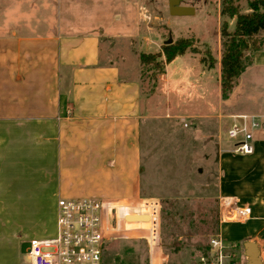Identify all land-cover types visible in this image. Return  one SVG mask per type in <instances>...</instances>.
Listing matches in <instances>:
<instances>
[{"label": "crops", "instance_id": "crops-1", "mask_svg": "<svg viewBox=\"0 0 264 264\" xmlns=\"http://www.w3.org/2000/svg\"><path fill=\"white\" fill-rule=\"evenodd\" d=\"M109 7L111 0H0V264H12L2 253L1 230L7 224L2 223L1 213L28 210V196H35L38 203L40 195H50L53 232L59 197L143 198L146 116L139 70L128 64L123 68L109 44L120 34L113 27L127 21L130 11L123 10L110 20ZM103 41H108L105 52ZM249 67L264 68V46L252 53L242 73ZM18 128L32 133L20 139L25 142L19 146ZM33 132H40V140ZM254 147V153L240 155L264 169V141H254ZM17 164L38 165L42 180L51 175V189L43 193L42 187H18ZM252 199L243 208L251 209L248 220L227 221L219 228L227 241L240 244L243 264L248 262L245 241L257 242L261 260L264 257V240L259 238L264 236V198ZM132 222L138 221L127 223ZM112 226L114 234L107 245L118 234L122 240L137 238L126 225L121 228L116 217ZM51 233L50 229L19 233V253L13 264L23 262L22 241L51 237ZM145 234L144 227L139 238L146 242L147 264H164L161 246L151 257Z\"/></svg>", "mask_w": 264, "mask_h": 264}, {"label": "rangeland", "instance_id": "rangeland-1", "mask_svg": "<svg viewBox=\"0 0 264 264\" xmlns=\"http://www.w3.org/2000/svg\"><path fill=\"white\" fill-rule=\"evenodd\" d=\"M249 1L234 0L242 12L249 11ZM111 4L110 20L123 10L130 11L127 21L123 20L126 23L117 22L113 27L120 34L109 44L114 47L112 55L123 68L128 64L131 69L136 65L139 70L136 74L141 80L146 116L142 125V197L154 198L161 203L159 236L164 264H198L202 256L210 257V239L216 234L212 225L220 228L222 198L239 197L238 211L243 212L242 220H248L252 214L251 209H243L249 207L246 201L254 197L264 198V169L235 153L236 139L228 134L236 116L229 114L247 113L250 127L251 117L259 121L258 126L251 127L254 141L263 143L264 68H247L236 79L229 96H222V23L227 19L228 29L231 31L235 27V17L221 15L222 0H181V4L195 8V12L189 15L171 14L169 0H111ZM170 38L172 43L189 38L193 45L183 55L165 63L164 72H157L152 64H140L141 52L154 53L157 59L164 61L163 45ZM257 38L262 48L264 31ZM102 47L105 52L108 41H103ZM207 50L216 62L206 70V66L201 65L200 56ZM251 57L252 51L249 50L246 61L250 62ZM26 134L32 135L18 128V146ZM33 135L40 140V132H33ZM19 152L18 147V157ZM262 152L264 156V149ZM39 169L34 164L26 167L17 164L18 187H42L43 193H47L53 180L50 174L48 179L46 175L42 180ZM49 196L40 195L38 203L35 196H28V205L25 206L28 210L1 213L2 223L7 224L1 230L2 240L5 239L2 253L8 263L13 264L18 257L19 233L26 235L50 229V236L55 235L52 231L55 212ZM166 199L176 201L172 208L175 218L173 224L169 222L163 226V211L168 209ZM119 220L121 228L126 225L137 238L135 241L122 240L121 234L115 236L106 245L107 264H147L146 242L139 237L148 222L128 224V221L137 220L124 221L120 217ZM175 231L180 234H173ZM174 238L179 242L177 247L172 246ZM259 238L264 240V236ZM198 243L206 245L205 252L198 248ZM28 245L26 240L20 244L23 261L27 258Z\"/></svg>", "mask_w": 264, "mask_h": 264}, {"label": "built area", "instance_id": "built-area-1", "mask_svg": "<svg viewBox=\"0 0 264 264\" xmlns=\"http://www.w3.org/2000/svg\"><path fill=\"white\" fill-rule=\"evenodd\" d=\"M248 115H237L228 129L236 139L234 152L242 155L254 153V133L251 127L259 125L254 116L251 127ZM161 203L154 198L115 201L94 197H59L57 201L56 232L53 237L29 240L27 258L21 264H107L105 251L107 241L114 234V217L126 220L129 214L147 215L145 227L151 257L160 249L159 213ZM238 199L224 196L221 200L220 223L241 221ZM119 215V216H118ZM118 216V218H117ZM118 224V222H117ZM43 248H51L44 251ZM240 244L227 241L219 231L210 239V257L202 256L198 264H243ZM264 264V257H262Z\"/></svg>", "mask_w": 264, "mask_h": 264}, {"label": "trees", "instance_id": "trees-1", "mask_svg": "<svg viewBox=\"0 0 264 264\" xmlns=\"http://www.w3.org/2000/svg\"><path fill=\"white\" fill-rule=\"evenodd\" d=\"M249 11L242 12L239 5L234 0H222L221 15L227 18L235 17V27L228 29L227 19L223 21L221 36L223 39V51L221 56V93L224 98L228 97L232 91L236 79L251 62L246 61V52L260 49L257 36L264 31V0H250L248 2ZM193 43L189 38H180L175 42L163 45L165 60L157 59V55L150 52H141L139 54L140 64H152L157 72L165 71V63L183 55L192 47ZM210 51L200 56V62L208 67H213L216 58L212 57ZM248 62V63H247ZM167 204V210L163 211V226L174 222L175 213L173 208L175 200L164 201ZM213 232H218L219 228L212 225ZM173 234L179 235L175 231ZM174 237V236H173ZM177 239H173L172 246L177 247ZM198 248L206 250V245L198 243ZM210 250V247H208ZM208 251V250H207ZM196 264V263H193Z\"/></svg>", "mask_w": 264, "mask_h": 264}, {"label": "water", "instance_id": "water-1", "mask_svg": "<svg viewBox=\"0 0 264 264\" xmlns=\"http://www.w3.org/2000/svg\"><path fill=\"white\" fill-rule=\"evenodd\" d=\"M169 10L173 15H189L195 12L194 7L189 5L181 4V0H169ZM172 43V38L166 41V44ZM147 215H134L129 214L126 216L127 219L142 221L146 220ZM244 247L246 256L248 259L247 264H262L260 257V248L255 241H245Z\"/></svg>", "mask_w": 264, "mask_h": 264}]
</instances>
